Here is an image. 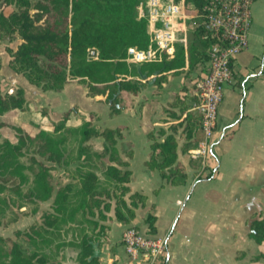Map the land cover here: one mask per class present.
Here are the masks:
<instances>
[{"label":"trees","instance_id":"1","mask_svg":"<svg viewBox=\"0 0 264 264\" xmlns=\"http://www.w3.org/2000/svg\"><path fill=\"white\" fill-rule=\"evenodd\" d=\"M138 1L0 0V40L8 54L7 66L42 89H59L69 81L81 83L86 95H99L110 114L118 113L126 106L128 94H135L145 83L159 86L166 73L180 70L185 63L190 71L201 63L212 40L196 25L187 34L186 47L177 44L172 56L127 61L128 46L146 47L150 41L146 18L136 14ZM203 1L184 0L197 10ZM182 89L161 108L165 116L159 119L168 122L166 129L160 125L145 133L148 151L143 163L160 177L153 193L164 183L185 182L177 151L187 152L201 135L199 115L186 108L194 95ZM13 108H25L21 86L0 89V127L7 125L2 115ZM75 110V105L64 110L50 129L33 123L9 125L15 131L13 141L0 132V226L15 221L18 214H33L41 201L50 200L39 220L15 228L12 236L0 234V264H54L59 250L67 245L77 249L76 264H99L98 250L110 209L118 221L127 223L136 207H145L146 231L154 234V203L146 206L147 195L125 185L132 149H118L121 127L95 125L92 111L78 124L69 125L68 114ZM92 138L100 139V147L93 145ZM61 166L66 179L58 181L54 175ZM209 176L210 172L205 175ZM263 212L261 208L257 214L251 213L247 221V235L256 243L264 242ZM244 254V250L236 251V257ZM249 258H263L264 264V251L251 253Z\"/></svg>","mask_w":264,"mask_h":264},{"label":"crops","instance_id":"2","mask_svg":"<svg viewBox=\"0 0 264 264\" xmlns=\"http://www.w3.org/2000/svg\"><path fill=\"white\" fill-rule=\"evenodd\" d=\"M250 7L247 43L235 55L232 77L223 85L203 167L192 165L198 161H192L186 152L178 150L177 159L186 172L185 182L164 183L156 193L152 188L160 182V177L156 170L143 163L148 151L145 133L160 125L166 129L168 122L159 119L165 116L161 108L172 100L180 82L187 81V77L182 76L187 70L186 63L180 70L166 73L159 86L147 82L135 94L129 93L126 106L110 114L107 105L99 100L100 96L86 95L81 83L69 81L59 89H42L28 82L22 74L7 66L8 54L0 40L3 49L0 51V77L3 75L11 85L9 91L22 87L25 108L31 110L33 117L19 124L37 125V120H46L51 127L52 121L75 105L76 110L68 114L67 124L76 125L92 111L96 113L97 124L121 127L122 136L117 139V147L121 150L125 143L132 149L128 158L130 174L125 185L130 190L144 192L146 206L154 203L151 210L156 217L154 234L166 240V257L162 264H243L244 259L236 257V251L251 253L260 246L248 237L247 221L251 213L257 214L264 208V0H254ZM198 65L188 71L192 79L186 87L192 85ZM192 89L193 86L188 89L190 93ZM23 110L10 109L2 118L14 111L18 115ZM106 116L119 118L104 125L101 121ZM0 132L11 140L12 137L4 132V125ZM209 172L210 176L205 177ZM124 198L127 200L126 195ZM144 210L145 207H136L134 217L127 223L118 221L113 211L107 213V227L98 250L99 264H130L121 243V232L128 225L140 229L138 220L142 222L140 230H147L142 218ZM114 223L121 226L115 232L116 238L110 234ZM246 236L251 241L245 239L246 246L239 247L238 240ZM76 252L73 246H64L53 263L76 264Z\"/></svg>","mask_w":264,"mask_h":264},{"label":"built area","instance_id":"3","mask_svg":"<svg viewBox=\"0 0 264 264\" xmlns=\"http://www.w3.org/2000/svg\"><path fill=\"white\" fill-rule=\"evenodd\" d=\"M254 0H205L199 10L184 0H139L136 14L147 20L149 44L128 46L125 59L130 62L159 60L172 56L177 44L186 47L185 20L195 19L212 39L206 58L198 65L192 81L194 100L189 109L199 115L200 138L188 149L190 158L203 167L213 134L217 107L223 85L232 77L235 55L246 46L250 25V6ZM189 8L191 12H187ZM93 55V49H89ZM165 238L128 225L121 232V243L130 264H162L166 257Z\"/></svg>","mask_w":264,"mask_h":264},{"label":"rangeland","instance_id":"4","mask_svg":"<svg viewBox=\"0 0 264 264\" xmlns=\"http://www.w3.org/2000/svg\"><path fill=\"white\" fill-rule=\"evenodd\" d=\"M251 8V7H250ZM9 10V7H7V8H5V11H8ZM186 11L187 12H191L190 10H189V8H187L186 9ZM185 25H186V29H187V34L189 33V32H191L192 31V29H193V27H194V25H195V19L194 18H188V19H186L185 20ZM4 42V41H3ZM17 42V40H14V41H12L11 42V45H14L15 43ZM2 50L3 49H1L0 48V51L2 52ZM3 73L1 72V75H2ZM182 76L183 77H187V81L184 83L183 81H181L180 82V84L177 86V90H179V89H182V87H184L181 91H189L190 92V90H188V88L185 86V84L186 83H188V81H189V79L191 80L192 78L191 77H189V74H188V71L186 70L185 71V73L184 74H182ZM191 85V84H190ZM189 85V86H190ZM10 86L11 85H9L8 84V82H7V80H4V77H3V75L0 77V89L2 90V91H9V89H10ZM125 103L127 104L128 103V97H126L125 98ZM192 105V102H188V104H187V107L189 108L190 106ZM186 107V108H187ZM190 111H194V110H191V109H189ZM30 109H28V108H25L24 110H23V112H19V114L17 115L16 113V111H14V112H11V113H9V114H7L4 118H3V120L7 123V125H4V132H6V133H8L12 138H11V140L13 141V140H15V131H14V129H12L11 127H9V125H21V124H19V121H24V122H27L28 120H29V118L30 117H32L31 116V114H30ZM87 117V116H86ZM33 118V117H32ZM118 116L117 117H114V118H109V117H104L103 118V121H101V122H103V124L104 125H110L111 123H112V120H117L118 121ZM35 119V118H34ZM82 119V118H81ZM111 119V120H110ZM36 120V119H35ZM38 121V125H40V127H42L43 126V128L44 129H50V126L48 125V122L46 121V120H43L42 122H40L39 120H37ZM81 121V120H80ZM79 121V122H80ZM95 122V120H94V117L92 118V123H94ZM67 123V122H66ZM78 124V123H77ZM42 125V126H41ZM69 125H74V124H69ZM95 125H99V126H101L102 124H97L96 122H95ZM31 131H33L32 130V128H29ZM28 128H27V130L29 131V132H31L30 130H29ZM3 135V134H2ZM91 142L93 143V145L95 146V147H100V139L99 138H92L91 139ZM125 147H127V144H125V143H122V148H125ZM191 159V158H190ZM192 165H193V162L191 163ZM198 165H199V162L197 163ZM73 165H74V163H69L68 164V167H73ZM195 166H198V165H196V164H194ZM97 171V170H96ZM98 172V171H97ZM98 174H99V172H98ZM99 176H100V174H99ZM54 178L56 179V180H58V181H63V180H65L66 179V175L64 174V173H62V166L61 167H58L57 168V170H56V172H55V175H54ZM126 195V194H125ZM49 203H50V200H45V201H41L40 203H39V208H38V210L36 211V212H34L33 214H27V215H22V214H18V217H17V219L15 220V221H13V222H11V223H9L8 225H6V226H0V234H3V235H10V236H12L13 235V230L15 229V228H19V229H21V228H23L26 224H28L29 222H31L32 220H39V214H40V212H41V210L42 209H45V208H47L48 206H49ZM23 207H21V209H22ZM13 209L14 210H16L17 208H16V206H13ZM17 211H18V209H17ZM145 211V210H144ZM111 213L112 212V209H110L109 211H107V213ZM140 213V212H139ZM106 220L107 219H105L104 220V222H106ZM99 221V220H98ZM138 223H139V227H140V229H141V221L140 220H138ZM121 228V226H119L117 223H114L113 225H112V229H111V232H110V234H111V237L113 236L114 238H116V236H117V234L115 233V232H117L119 229ZM105 230H106V228H104L103 229V233L105 232ZM102 233V234H103ZM114 234V235H113ZM70 235H71V231H70V229L66 232V234H65V237H70ZM245 239H249L247 236H246V238H241V240H238V245H239V247H245L246 246V241H245ZM250 240V239H249ZM251 241V240H250ZM258 251H264V242H262V243H260V246H258L257 248H256V251L255 252H251V253H256V252H258ZM251 253H245L241 258H243L244 259V263L243 264H246V263H248V264H261L262 263V261H263V258H259L258 260H250V255H251Z\"/></svg>","mask_w":264,"mask_h":264}]
</instances>
